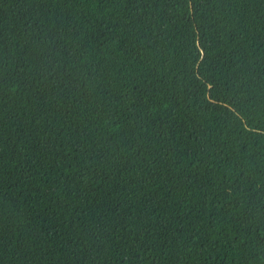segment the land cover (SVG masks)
Masks as SVG:
<instances>
[{"label": "trees", "instance_id": "trees-1", "mask_svg": "<svg viewBox=\"0 0 264 264\" xmlns=\"http://www.w3.org/2000/svg\"><path fill=\"white\" fill-rule=\"evenodd\" d=\"M0 264H264V0H0Z\"/></svg>", "mask_w": 264, "mask_h": 264}]
</instances>
